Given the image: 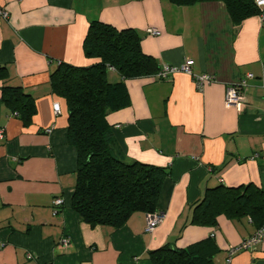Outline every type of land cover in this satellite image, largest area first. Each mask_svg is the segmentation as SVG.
I'll use <instances>...</instances> for the list:
<instances>
[{
  "label": "crops",
  "instance_id": "1",
  "mask_svg": "<svg viewBox=\"0 0 264 264\" xmlns=\"http://www.w3.org/2000/svg\"><path fill=\"white\" fill-rule=\"evenodd\" d=\"M0 6L8 11L0 18V264H153L151 250L185 248L212 233L213 262L224 264L227 249L257 231L250 216L219 214L213 227L190 219L207 188L253 183L264 190V23L257 14L235 23L217 0H0ZM94 19L136 29L142 51L160 68L190 59L192 73L213 77L201 91L184 72L124 79L127 104L106 114L120 158L167 171L156 208L163 219L152 232L144 230L143 212L112 227L90 225L71 207L77 151L67 138L66 102L53 92L50 75L60 63L96 62L83 48ZM248 73L245 103L225 107L227 87ZM107 79L122 78L108 68ZM5 87L33 98L28 124L3 101ZM55 197L63 199L56 208ZM231 264H264V226L261 240L236 252Z\"/></svg>",
  "mask_w": 264,
  "mask_h": 264
},
{
  "label": "trees",
  "instance_id": "2",
  "mask_svg": "<svg viewBox=\"0 0 264 264\" xmlns=\"http://www.w3.org/2000/svg\"><path fill=\"white\" fill-rule=\"evenodd\" d=\"M188 5L204 0H171ZM222 1L237 23L256 15L254 0ZM136 29H117L94 19L83 41L85 55L97 59L88 66L60 63L51 73L53 92L66 102L67 138L77 151V169L71 207L90 225L119 227L135 212L156 211L165 168L140 161L126 162L112 146L106 114L128 102L124 79L152 75L160 66L141 49ZM113 67L121 80L109 82ZM3 101L16 111L24 124L31 121L35 104L30 94L18 87H5ZM250 216L256 228L264 226V190L253 183L238 186L219 184L207 188L193 205L190 223L205 227L217 224V216ZM218 252L214 239L207 237L185 248L163 245L151 250L153 264H214Z\"/></svg>",
  "mask_w": 264,
  "mask_h": 264
},
{
  "label": "built area",
  "instance_id": "3",
  "mask_svg": "<svg viewBox=\"0 0 264 264\" xmlns=\"http://www.w3.org/2000/svg\"><path fill=\"white\" fill-rule=\"evenodd\" d=\"M258 13L257 16L261 23H264V0H254ZM8 11L0 6V18L7 19ZM146 33L151 35H158L160 31L156 28H148ZM193 64V60H186L184 63L178 66L173 65H163L158 72L155 73V77L159 79L169 78L171 75L177 72H184L188 75H191L194 80V84L197 90L201 91L205 84L210 83L213 80V77L209 74H194L191 70V65ZM114 70L113 67H110ZM253 74L248 73L245 79L239 80L237 83L231 84L227 87L225 97H224V105L225 107H236L245 103V98L243 96V90L247 87V80L252 78ZM53 110L55 113L60 112V107L58 103L53 104ZM2 130L0 129V137H2ZM63 204V199L61 197H55L52 200L53 207H58ZM56 210V209H55ZM56 213V212H55ZM163 215L157 211L146 214V225L144 230L146 232H152L155 227L162 221ZM263 227L257 229V231L248 239L241 241L239 244L235 246H230L227 249V255L224 260V264H231L232 256L243 249H247L261 240ZM213 236V233L212 235ZM66 244L67 241H64ZM30 256V255H29Z\"/></svg>",
  "mask_w": 264,
  "mask_h": 264
}]
</instances>
